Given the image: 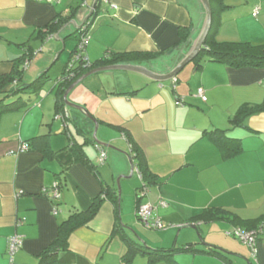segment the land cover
Instances as JSON below:
<instances>
[{
    "label": "crops",
    "instance_id": "1",
    "mask_svg": "<svg viewBox=\"0 0 264 264\" xmlns=\"http://www.w3.org/2000/svg\"><path fill=\"white\" fill-rule=\"evenodd\" d=\"M94 1L0 0V76L16 72L18 64L23 69L8 89L28 86L41 74L47 75L58 59L63 63L62 74L75 48L67 61L62 52L68 40L77 38ZM226 3L230 7L222 12L218 39L264 44V0ZM256 8L259 11L254 15ZM62 17L70 19L49 33L47 26ZM93 23L86 48L90 60L96 61L108 51H164L157 59L133 64L165 74L191 50L204 19L200 0H101ZM181 27H191L190 36L178 43ZM29 49H34L33 57H24ZM202 64L198 68L191 61L175 77L162 81L132 70H109L120 71L112 76L100 71L69 94L71 101L96 119L99 140L130 155L124 130L140 145L150 169L164 180L138 196L141 179L137 170L132 177H120V216L119 198L115 203L113 194L119 196L118 177L130 173L128 158L114 147L102 146L107 159L98 164L95 122L66 104L68 115L57 117L55 95L60 75L53 79L48 74L37 95L18 90L6 97L5 103L21 95L28 106L5 111L0 117V264H149L143 254L124 262L129 243L122 230L136 242L142 239L151 248L168 249L184 225H195L199 234L196 227H182L174 246L193 242L208 249L207 242L249 259L245 250L249 246L225 233L229 224L193 219L208 207H224L245 219L262 218L264 255V111L229 132L243 145V151L230 159H223L219 147L204 133L230 128V118L243 105L264 103V68H234L214 61ZM44 86L48 88L42 94ZM198 88L204 89L206 101L197 94ZM3 97L1 94L0 99ZM42 135H47L51 152L44 151V142L31 141ZM22 142H29L30 149L19 151ZM76 144L83 145L82 150L97 165L98 175L73 157L71 146ZM58 182L57 200L41 193L43 186ZM105 190L111 197L103 199ZM98 197L103 199L98 212L72 231L68 247L43 259L41 254L57 239L60 225L74 211L87 210ZM138 199L154 206V215L165 229H148L138 221ZM14 234L21 235L24 244L11 259L8 238ZM228 255L236 264H243L242 256ZM175 259L178 264L199 260L226 264L200 252L176 253Z\"/></svg>",
    "mask_w": 264,
    "mask_h": 264
},
{
    "label": "trees",
    "instance_id": "2",
    "mask_svg": "<svg viewBox=\"0 0 264 264\" xmlns=\"http://www.w3.org/2000/svg\"><path fill=\"white\" fill-rule=\"evenodd\" d=\"M211 8H212V25L210 31L206 37V40L199 52V54L192 60V62H196L197 67L200 68L204 61H214L220 62L224 64H228L234 68H244V67H255V68H264V44H256L251 41H240V40H219L218 34L220 32V28L222 26L221 15L224 10L230 7L226 3V0H209ZM101 3V0H99ZM100 5V4H99ZM99 6H97L98 8ZM76 9V8H75ZM99 9V8H98ZM259 11V8H256ZM255 9V10H256ZM254 10V11H255ZM74 10H72L71 13ZM97 14V10L93 13V16L89 19L90 25L93 24L94 18ZM258 14V13H257ZM254 14V15H257ZM70 17H62L61 19L57 18L55 21L51 22L47 26V30L49 33H54L58 28H60L64 21H68ZM191 27H181L179 30L180 40L178 43H182L186 41L190 36ZM81 27L78 28L77 38L78 43L75 49L71 52V57L67 62L62 74L57 78L56 84V99H55V110L57 114L63 113L65 110V102L63 99L64 93L66 89L78 78L87 73L93 68L100 66H107L112 64H122V63H136V62H144L150 61L152 59L159 58L164 51H108L107 54L96 61L90 60L89 56L86 53V48L84 50V54L87 57L86 61H81L75 63L70 67V62L74 56V54L78 51V44L81 38L80 34ZM90 31L89 30V39H90ZM45 33L41 31V36H44ZM45 34L44 37H46ZM88 45V44H87ZM29 55V57H33L34 49H29L26 51L24 57ZM22 58L21 65L24 63V59ZM18 64L16 68V72H13L9 75L0 76V95L3 94L4 97L0 99V117L3 112L13 110V109H21L28 106L27 100H25L21 95L17 96L15 100L11 102H4L6 97L11 96L12 94L17 93L18 90L24 92H28L30 94H38L40 93L43 85L46 80L49 79V75L41 74L38 78L28 84V86L18 87V88H9L8 87L14 82L18 80L22 74L23 69L19 67ZM18 84V83H17ZM199 89V88H198ZM198 92V90H197ZM20 93V92H19ZM264 111V103L263 104H254V105H243L239 111L230 118L231 127L228 129L215 128L213 130H206L204 133L208 139L212 140L220 149L223 159H230L232 157L237 156L243 151L242 140L240 138H236L230 135V131L237 127L243 126L245 120L257 113ZM56 114V115H57ZM124 136L128 139L130 143V156L133 159L135 167L138 170V175L141 179V185L138 187L137 195H142L143 190L148 189L149 186L154 184L163 183V179H160L157 174H155L149 167L146 156L140 147L139 144L135 143L132 137L125 132L122 131ZM31 141H42L44 142L45 152H51L52 149L49 146V142L47 139V135L34 137ZM29 143V142H28ZM29 145H31L29 143ZM97 149L100 151L101 148L104 147L96 144ZM71 148L73 150L71 154H73L75 159L84 162L87 166H89L97 175V165L92 162L85 152L82 150V144L72 145ZM106 151V149H105ZM107 159V158H106ZM106 159L103 163L106 162ZM98 164H101L97 161ZM59 191L61 187V183L58 182ZM147 190V191H148ZM104 198L111 197L110 193L105 190ZM60 197V196H59ZM59 197L52 199L53 201L57 200ZM101 197V196H99ZM96 198L93 200L92 205L87 210H76L74 211L70 217L65 220L59 227V233L57 239L48 246L41 255H45V258H50L51 255L54 254L56 250L65 249L69 245V237L72 231L76 229L78 226L87 224L92 217L96 215L98 212L101 203L103 202L102 198ZM113 201L117 203L119 196L117 194H113ZM144 203V202H143ZM57 204V203H55ZM140 200L138 199V205H140ZM137 215V212H136ZM154 215V212H153ZM155 216V215H154ZM138 221L139 217L137 216ZM193 219L196 221L200 220L206 223L210 222H225L229 224V228L225 230L227 235H232L233 237L239 239L238 237L231 234L236 229H240L244 232H254L257 239V248L258 253L256 256H253L250 248L251 255V264H264V255L261 249V229H262V218L255 219H245L240 215L228 210L224 207H208L204 209L200 214L195 216ZM141 223V222H140ZM142 224V223H141ZM143 225V224H142ZM147 228V227H146ZM151 229V228H148ZM121 235L123 238L129 243L128 253L125 256L124 262H129L134 259L137 254H143L148 257L149 264H156L160 261H166L168 264H178L175 259L176 253L183 252H192V253H205L208 255H213L219 257L226 264H236L231 257L228 255V252L223 248L218 246L209 245L208 249H200L196 246L195 243L189 242L184 246H174L168 249H155L147 246L144 242H136L131 239L128 234L124 233L122 230ZM203 239L202 236H200ZM240 240V239H239ZM250 261V260H249Z\"/></svg>",
    "mask_w": 264,
    "mask_h": 264
},
{
    "label": "water",
    "instance_id": "3",
    "mask_svg": "<svg viewBox=\"0 0 264 264\" xmlns=\"http://www.w3.org/2000/svg\"><path fill=\"white\" fill-rule=\"evenodd\" d=\"M200 1H201V10H202V15H203V19H204V25L202 27V30H201L200 34L195 39L194 44H193L191 50L173 68V70H171V71L163 74V73L155 72L153 70H149L148 68H146L145 66H143L141 64H133V63H122V64H112V65H107V66H100V67L93 68L90 71H88L87 73H85L84 75H82L80 78H78L76 81H74L66 89V91L64 93V96H63V99H64L65 104L68 107H72V108L77 109L78 111L84 112L89 118H91L95 122L96 127H95V131H94V141L98 145H101V146H104V147H114L111 144H109L107 142H103V141H101V140H99L97 138L98 123H97L96 119L84 107L80 106L79 104H77V103H75V102H73V101H71L69 99V94L71 93V91L78 84H80L86 77H88L89 75H92L94 73L100 72V71H109V70H132V71L140 72V73H142L144 75H147V76H149V77H151L153 79H156L158 81H162L164 79H168V78L175 77L186 64H188L189 62H191L199 54V52H200V50H201V48H202V46H203V44H204V42L206 40V37H207V35H208L209 31H210L211 25H212V8H211V5H210L209 0H200ZM99 4H100L99 3V0H95L94 1L91 10L89 11V13L86 16V18L84 19V21L80 24L79 28L83 24H85L87 21H89V19L93 16V13L96 10H98L99 7L97 8V6H99ZM64 27H66V26L64 25L62 27V29ZM114 148H116V147H114ZM116 149H118V148H116ZM118 150H120V149H118ZM120 151H122V150H120ZM122 152H124V151H122ZM124 153L126 154V157L128 158V161H129V164H130V173H129V175H121L117 179L118 186H119V216H120V183H119L120 182V177H132V175L134 173V170H135V164L133 162V159L131 158V156L128 153H126V152H124ZM120 221H121V218H120ZM124 226H126V225H124ZM185 226H193V227H196L195 225H184V226H181L179 228V230L182 227H185ZM126 227H128V226H126ZM128 228H130V227H128ZM130 229L137 235V233L132 228H130ZM179 230H178V232H179ZM196 230L198 232L197 227H196ZM178 232H177V235H178ZM198 234H199V232H198ZM177 235H176V238H177ZM176 238H175V241H176ZM141 241L145 243L144 240L141 239ZM175 241H174V244H175ZM202 242H204V241L202 240ZM204 243L209 244V245H213V244H210V243H207V242H204ZM174 244H173V247H174ZM213 246H216V245H213ZM156 249H160V248H156ZM225 251H227L228 253H231V254H235V255L242 256L240 254H236V253L230 252L228 250H225ZM242 257H244V256H242ZM244 258L247 259L246 257H244ZM247 260H248L249 264H251V261H249V259H247Z\"/></svg>",
    "mask_w": 264,
    "mask_h": 264
},
{
    "label": "built area",
    "instance_id": "4",
    "mask_svg": "<svg viewBox=\"0 0 264 264\" xmlns=\"http://www.w3.org/2000/svg\"><path fill=\"white\" fill-rule=\"evenodd\" d=\"M35 1L53 2L54 0H35ZM104 1H106V0H104ZM257 13H258V10L256 9L254 11V14H257ZM90 26L91 25H90L89 21H87L85 24H83L81 26V30H80L81 38H80V41L78 44V51L74 54V56L70 62V67L73 66L77 62L87 60V57L85 56V54L83 52H84V50H85V48L89 42V30H90L89 27ZM197 94L202 98V100H204V101L207 100V97L204 94L203 88H199ZM64 114L68 115L67 112H64L63 115H62V113L57 114V117H59V116L63 117ZM29 149H30L29 143L28 142H22L20 145L19 151H26ZM10 153H14V152L11 151ZM106 158H107V153H106L105 149L101 148L99 151L97 161L99 163H103ZM135 169L137 170L136 167H135ZM137 172H138V170H137ZM147 190L148 189L143 190L142 195L147 193ZM41 193L43 195L51 198V199H55V198L60 196L59 186L57 183L54 184L53 187L43 186L41 189ZM153 212H154V206L150 202L141 203L137 208V216L139 217L140 222L145 227L151 228V229H165L166 228L165 224L162 222L160 217L154 216ZM231 234L238 237L241 241H243L248 246H250L253 256L257 255V253H258L257 239H256V235L254 232H250V231L244 232L240 229H236ZM23 244H24V238L19 234H14L8 238L7 252H8L11 259H13L14 255L23 247Z\"/></svg>",
    "mask_w": 264,
    "mask_h": 264
},
{
    "label": "rangeland",
    "instance_id": "5",
    "mask_svg": "<svg viewBox=\"0 0 264 264\" xmlns=\"http://www.w3.org/2000/svg\"><path fill=\"white\" fill-rule=\"evenodd\" d=\"M101 22H102V21H100V22L97 24V27L100 26ZM93 25H94V23L89 27L90 30L93 29V28H92ZM90 34H91V32H90ZM77 43H78V38H75V37L73 38V37H72L71 40H68V42H67V47L65 46V49H64V51L62 52L63 55L66 57V60H65V61L68 60V57H69L70 51L73 50V49L75 48V46L77 45ZM54 60H55V59L53 58V61H54ZM65 61H64V63H65ZM62 68H63V63H61V59H58V60H56L55 64L52 66V68L49 70L48 74L51 76V78L54 79V78L57 77V75H60V73H61V71H62ZM102 74H103L104 76H105V75L112 76L113 74H114V75H115V74H120V71H105V72H103ZM46 85L48 86V83H47ZM47 88H48V87L44 86V89L42 90V94H45V93H46ZM9 101H10V100H9ZM33 102H34V101H33ZM143 226H144V225H143ZM184 229H185V228H182V230H184ZM228 236L233 237L232 235H228ZM234 238H235V237H234ZM236 240H239V239L236 238ZM239 241H241V240H239ZM241 243H244V242L241 241ZM244 244H246V243H244ZM248 249H249V248H248ZM248 249L245 248V250L247 251V253H250V250H248ZM246 258H247V257H246ZM249 260L252 262L250 255H249ZM241 262H242L243 264H249L248 260L245 259L244 257H242V261H241ZM196 264H213V263L210 262V261H205V262H203V261L199 260L198 262L196 261Z\"/></svg>",
    "mask_w": 264,
    "mask_h": 264
}]
</instances>
